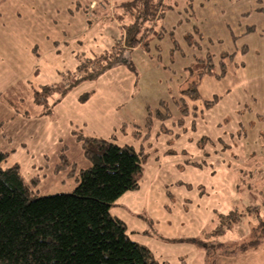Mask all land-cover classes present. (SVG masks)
Returning <instances> with one entry per match:
<instances>
[{
    "label": "rangeland",
    "instance_id": "rangeland-1",
    "mask_svg": "<svg viewBox=\"0 0 264 264\" xmlns=\"http://www.w3.org/2000/svg\"><path fill=\"white\" fill-rule=\"evenodd\" d=\"M122 1L129 0H0V150L14 152L2 166L18 164L27 185L38 177L39 195L71 192L76 183L55 167L64 147L79 169L89 165L76 136L133 146L146 155L140 186L110 209L133 241L161 264H264V237L237 249L258 239L261 230L251 232L264 215V155L245 153L264 150V59L257 57L264 55V20L240 12L260 1L163 0L171 8L139 35L147 49H123V61L54 104L123 41L122 24L131 20L117 8ZM243 39L256 59H225L226 74L203 76L193 98L198 72L191 75L190 65L214 54L220 73L221 54ZM258 65L260 78L250 79ZM36 91L43 101L49 96L46 103L34 102ZM232 210L238 222L212 236L216 214Z\"/></svg>",
    "mask_w": 264,
    "mask_h": 264
},
{
    "label": "trees",
    "instance_id": "trees-1",
    "mask_svg": "<svg viewBox=\"0 0 264 264\" xmlns=\"http://www.w3.org/2000/svg\"><path fill=\"white\" fill-rule=\"evenodd\" d=\"M117 8L124 10L131 20L122 24L123 41L121 39L112 47V52L100 57L104 62L96 71L87 72L63 89L54 104L77 83L92 80L123 61V49H147L149 41L142 42L139 36L143 24L158 21L171 7L163 0H129L120 2ZM117 18L122 19L123 15L118 14ZM115 50L118 52L114 54ZM227 58L231 63L228 54H221L218 60L220 73L214 71L216 65L211 54L199 57L190 65L191 75L198 72L193 83V98L199 96L197 87L203 76L221 78L226 74ZM51 91H47L48 94ZM39 94V91L34 93V102L41 105L49 96L43 101ZM45 111L48 113L49 109ZM163 117L167 115H161V119ZM76 139L89 165L79 169L66 155L64 147L55 167L56 171H68L67 177L76 183L71 192L39 195L35 189L38 177L27 185L18 164L2 166L9 153L0 151V264H161L146 246L130 238L125 222L110 213L125 192L139 188L145 152L102 138L79 135ZM259 193L264 195L263 188ZM245 211H249V207ZM236 214L240 215L237 210L217 213L218 224L210 234L223 236L238 222L239 218L232 219ZM257 223L258 227L251 233L254 236L260 229L258 239L243 240L238 243V250L245 251L260 244L264 237V215L259 214Z\"/></svg>",
    "mask_w": 264,
    "mask_h": 264
},
{
    "label": "crops",
    "instance_id": "crops-1",
    "mask_svg": "<svg viewBox=\"0 0 264 264\" xmlns=\"http://www.w3.org/2000/svg\"><path fill=\"white\" fill-rule=\"evenodd\" d=\"M258 1H260V4L258 3V4H256L255 5V3L253 2V3H250V2H247L246 3V5H247V8L246 9H244V10H240V12L242 13V14H249L250 12L248 11V12H246V10H252V11H255V12H251V13H253L254 15H258L257 16V18H254V19H260L261 20V25H263L262 23H263V20H264V0H258ZM199 5L200 6H203L204 4L203 3H200L199 2ZM240 13V14H241ZM209 14L210 15H212L213 14V12H210L209 11ZM259 15L261 16L260 18H259ZM212 19H214V18H212ZM238 20H240L241 21V19H238ZM237 20V21H238ZM262 40V39H261ZM251 42H248V40L246 41V40H242V43H238V44H241V45H239L237 48H235L233 51H231V52H228V53H223V54H228V55H230V57H231V59L232 60H234V59H236V58H238V57H240L241 55H248V57H250V56H252V57H254L253 56V53L252 52H250V49H248V48H246V46L248 47L249 45L248 44H250ZM264 45V44H263ZM262 45V46H263ZM239 48H241V49H239ZM246 48V49H245ZM223 51V50H222ZM263 51H264V49H263ZM223 52H225V51H223ZM211 55H213V57H214V54H211ZM238 55V56H237ZM237 56V57H236ZM257 57L259 58V61H262V59H264V55H262V54H257ZM254 59H256L255 57H254ZM214 61H215V58H214ZM258 61V62H259ZM263 62H264V60H263ZM230 63V62H229ZM229 63H227V64H229ZM255 63H256V61H255ZM263 64V63H262ZM264 65V64H263ZM243 68V67H242ZM262 69H263V67H260L259 68V65H258V67L256 66V69H254L253 70V72H251V74H250V79L253 77V79H257V78H260V76H261V74H262ZM252 111H254V113L256 114V111L257 110H255V109H253ZM252 113V112H251ZM250 113V114H251ZM246 114V113H245ZM252 115V114H251ZM253 117V116H252ZM248 118H249V115H245V117H244V122L242 121V123H246V122H249L248 121ZM247 124V123H246ZM242 127V126H241ZM259 133H258V131H256V136H255V138L253 139L254 141V143L257 145V147L260 145V140H259V135H258ZM25 145V144H24ZM1 151V150H0ZM1 152H8L9 153V156H10V154H12V153H14L13 151L11 152V151H1ZM245 153L249 156L250 154L251 155H253V156H255L256 154H257V157L256 158H258V159H260V158H262V156L264 155V150H262V151H258L257 149H255V148H253V147H251V148H249V149H245ZM8 156V157H9ZM3 167H9V166H3ZM21 172V171H20ZM264 184V183H263ZM262 184V185H263ZM262 188H263V190H264V185L262 186ZM261 188V189H262ZM262 196H264V195H262Z\"/></svg>",
    "mask_w": 264,
    "mask_h": 264
}]
</instances>
